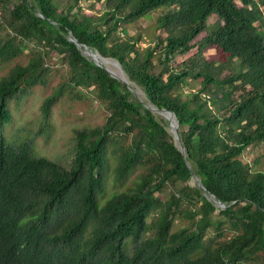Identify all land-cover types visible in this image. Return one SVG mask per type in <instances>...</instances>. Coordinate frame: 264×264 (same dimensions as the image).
Returning <instances> with one entry per match:
<instances>
[{
	"label": "trees",
	"instance_id": "16d2710c",
	"mask_svg": "<svg viewBox=\"0 0 264 264\" xmlns=\"http://www.w3.org/2000/svg\"><path fill=\"white\" fill-rule=\"evenodd\" d=\"M93 1L0 0V30L4 20L14 33L0 34V264H264V151L256 167L246 156L264 150V0ZM71 34L176 113L186 158ZM31 39L66 53L106 110L102 125L76 130L70 166L1 133L9 101L45 81L43 53L24 50ZM111 158L117 188L101 203ZM169 182L181 189L156 197Z\"/></svg>",
	"mask_w": 264,
	"mask_h": 264
},
{
	"label": "rangeland",
	"instance_id": "374dc122",
	"mask_svg": "<svg viewBox=\"0 0 264 264\" xmlns=\"http://www.w3.org/2000/svg\"><path fill=\"white\" fill-rule=\"evenodd\" d=\"M93 0H82V5L91 8ZM216 16H212L210 23H213ZM3 21V29L0 30L2 36L14 34L12 29L6 26ZM145 20L137 23L142 29L147 26ZM144 30V29H143ZM163 30L159 31L162 34ZM144 34V31H143ZM143 45H152L147 38ZM26 53L37 50L43 53L42 63L45 68L46 76L44 82H41L31 89H25L9 101V107L12 112V120L6 123L1 129V133L7 141L13 145L27 143L31 146L33 153L37 156H45L61 163L64 166H70L75 157V134L76 130L102 125L106 120V110L98 98L93 87H87L72 75L67 63V54L51 53L44 42L38 40H27L24 44ZM50 55L52 57H50ZM180 61L181 57H177ZM110 63L105 65L115 72L121 73L127 79L133 95L131 99L141 100L150 103L145 91L132 83L125 74L122 66L116 61L109 59ZM9 65L0 66V76L5 73ZM185 93L189 91L186 89ZM53 96L51 111L46 114L43 108L44 100ZM155 117L165 127L170 130V122L161 112L153 111ZM124 130L123 124H118L115 132L120 133ZM263 148L251 147L246 154L248 159L256 167L254 159L263 152ZM114 160L110 159V166L106 169L107 191L99 196V201L104 203L117 188L113 181ZM193 185L197 180L191 179ZM181 184L167 183L162 189L157 190L155 196L166 200L174 192L181 189ZM213 233V229L209 234ZM128 247L132 246L130 240Z\"/></svg>",
	"mask_w": 264,
	"mask_h": 264
},
{
	"label": "water",
	"instance_id": "95a60500",
	"mask_svg": "<svg viewBox=\"0 0 264 264\" xmlns=\"http://www.w3.org/2000/svg\"><path fill=\"white\" fill-rule=\"evenodd\" d=\"M70 39L72 41H74L76 43V45L78 46V48L81 50L82 54L87 56L90 60H92L93 62H95L98 66H101L103 68H105L113 77L122 80L123 82L127 83V79L121 75V73L115 72L113 70H110L105 63L107 61H109V59L112 60H116L113 58H106L104 56H102L99 52H96L94 50H92L89 46L80 43L72 34L70 36ZM118 63L119 61L116 60ZM120 64V63H119ZM121 65V64H120ZM145 106H147L152 112L153 111H158L161 112L163 114H165L170 122V127L171 129L169 130V132L173 135L174 137V141L176 146L178 147V149L183 153L184 158L187 157V149L184 146L183 140L180 136V131H179V120L177 118V115L175 112H173L172 110H169L167 108H160L156 105H154L153 103H145ZM192 179H195L198 181L197 184H199L200 187H202L205 190V187L203 185V183L201 182V180L193 173ZM192 184V182H191ZM210 199H215L216 204L220 207H225V204L223 202H221L217 197L211 195L209 196Z\"/></svg>",
	"mask_w": 264,
	"mask_h": 264
},
{
	"label": "bare ground",
	"instance_id": "6f19581e",
	"mask_svg": "<svg viewBox=\"0 0 264 264\" xmlns=\"http://www.w3.org/2000/svg\"><path fill=\"white\" fill-rule=\"evenodd\" d=\"M107 63H110V62H108V61H107ZM164 116L167 118V116H166V115H164Z\"/></svg>",
	"mask_w": 264,
	"mask_h": 264
}]
</instances>
